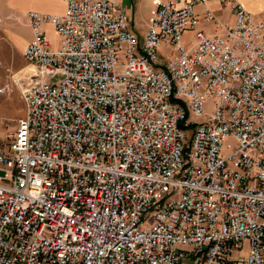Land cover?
<instances>
[{"label":"built area","instance_id":"obj_1","mask_svg":"<svg viewBox=\"0 0 264 264\" xmlns=\"http://www.w3.org/2000/svg\"><path fill=\"white\" fill-rule=\"evenodd\" d=\"M61 1L24 13L0 264H264V11L155 0L138 37L115 2ZM196 4L217 32L195 29Z\"/></svg>","mask_w":264,"mask_h":264},{"label":"rangeland","instance_id":"obj_2","mask_svg":"<svg viewBox=\"0 0 264 264\" xmlns=\"http://www.w3.org/2000/svg\"><path fill=\"white\" fill-rule=\"evenodd\" d=\"M20 6L22 7V0H0V89L4 88L0 90V142H4L6 135L11 133L16 119L23 114L24 102L21 97V89L32 69L22 56L23 48L28 41L23 44L26 39L23 24L17 18L16 12L12 11V8L15 7L18 10ZM50 6L51 10H61L62 4L59 2L57 4L50 3ZM44 9L48 10L49 7ZM51 30L48 29L46 34L50 43L55 46L58 36ZM161 55L165 56V53H159V62H162ZM23 69L27 72L20 74L21 76L15 82V77ZM58 77L60 76L57 75L56 78ZM8 96H10L9 100ZM224 144H228V147L223 149V152L227 153L232 149L234 139L228 137L224 140ZM233 255H231L232 258Z\"/></svg>","mask_w":264,"mask_h":264},{"label":"crops","instance_id":"obj_3","mask_svg":"<svg viewBox=\"0 0 264 264\" xmlns=\"http://www.w3.org/2000/svg\"><path fill=\"white\" fill-rule=\"evenodd\" d=\"M112 2L120 5L128 16L131 29L141 37L147 22L153 12L155 0H110ZM61 3V10H51L50 3ZM242 7L249 13H251L255 18L259 17L262 11H264V0H238ZM204 5L208 6L213 14L223 22H232L233 15L230 10L217 2V0H205ZM49 7L48 10L44 8ZM15 8V7H14ZM12 11L16 12L17 18L23 24V29L25 31L26 39L23 44L26 43L30 38V30L27 26L24 13L27 10H34L43 13H61L64 10V4L61 0H22V7L20 6L18 10L16 8ZM194 11L198 15V23L195 29L202 30L206 33L217 32L218 29L215 28L210 20H207L201 16L202 4H196L194 6ZM45 31L52 29L49 25L44 26ZM52 32V30H51ZM193 30H188L183 33L182 39L185 44H190L193 40ZM10 96H8L9 100ZM234 254V253H233ZM232 255V254H231ZM234 256V255H233ZM232 259V257L230 256Z\"/></svg>","mask_w":264,"mask_h":264},{"label":"bare ground","instance_id":"obj_4","mask_svg":"<svg viewBox=\"0 0 264 264\" xmlns=\"http://www.w3.org/2000/svg\"><path fill=\"white\" fill-rule=\"evenodd\" d=\"M28 65V64H27ZM26 65V66H27ZM30 66V65H29ZM31 67V66H30ZM32 68V67H31ZM32 71H33V68L31 69V71H30V73H32ZM27 71L25 70V69H23L20 73H19V75L18 76H16L15 78L16 79H14L15 80V82L17 81V79L22 75V73H26ZM21 74V75H20Z\"/></svg>","mask_w":264,"mask_h":264}]
</instances>
